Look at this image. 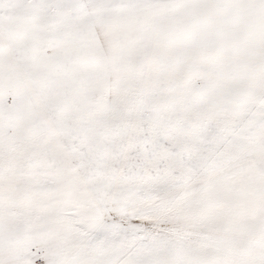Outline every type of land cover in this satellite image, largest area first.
Listing matches in <instances>:
<instances>
[{
	"label": "snow or ice",
	"instance_id": "obj_1",
	"mask_svg": "<svg viewBox=\"0 0 264 264\" xmlns=\"http://www.w3.org/2000/svg\"><path fill=\"white\" fill-rule=\"evenodd\" d=\"M0 264H264V0H0Z\"/></svg>",
	"mask_w": 264,
	"mask_h": 264
}]
</instances>
